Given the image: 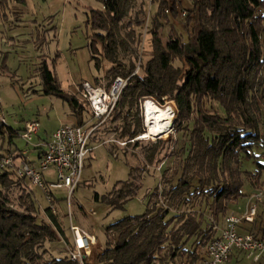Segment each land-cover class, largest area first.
Returning a JSON list of instances; mask_svg holds the SVG:
<instances>
[{
	"label": "trees",
	"instance_id": "obj_1",
	"mask_svg": "<svg viewBox=\"0 0 264 264\" xmlns=\"http://www.w3.org/2000/svg\"><path fill=\"white\" fill-rule=\"evenodd\" d=\"M97 1L102 9L88 13L92 31L88 47L97 61L96 68L101 70L99 56L104 54L111 61L110 54L119 41L117 26L124 2ZM190 1L186 27L180 30L166 16L169 1L160 0L149 31V50L142 52L139 72L112 116L115 122H125L120 139L138 145L136 139L145 129L142 124L133 129L126 110L130 113L148 99L164 106L163 99L171 95L179 114L175 128L187 138L181 175L165 193L168 207L156 205L143 216L126 217L107 229V248L98 257V264H199L206 256L205 245L216 236L215 228H224L231 206L247 197L243 192L246 184L254 194L264 189V133L255 107V81L264 66V0ZM171 13H176V5ZM161 15L165 23L160 21ZM166 28L164 43L162 32ZM136 70L133 67L126 77ZM106 74L113 82L122 74L121 65L113 62ZM42 76L46 94L70 106L75 125L84 126L93 119L89 104L79 95L64 91L48 66L42 68ZM101 83L99 78L91 82L95 87ZM20 132L0 120V140L9 135L12 141L21 137ZM95 137L92 140L97 142ZM1 150V157L18 158L17 151L5 153L3 146ZM245 160L258 166L255 173L243 169ZM132 171L127 182L119 183L104 197L113 209L123 208L136 195ZM18 183L25 182L14 173L0 170V264H77L69 257L46 261L38 253L43 235L60 240L65 230L53 208L46 210L48 223L39 222L34 201L21 205L24 212L14 210L5 190ZM153 196H159L158 188ZM96 199L100 200L99 196ZM248 231L264 242V202L258 204Z\"/></svg>",
	"mask_w": 264,
	"mask_h": 264
},
{
	"label": "rangeland",
	"instance_id": "obj_2",
	"mask_svg": "<svg viewBox=\"0 0 264 264\" xmlns=\"http://www.w3.org/2000/svg\"><path fill=\"white\" fill-rule=\"evenodd\" d=\"M168 1L170 13L166 16L171 18L178 29H184L187 24L184 13L192 9L191 1ZM123 2V13L117 26L119 41L110 54L111 61L106 59L104 54L99 56L102 66L101 70H98L97 61L93 59L88 47L92 36L88 26V13L92 9L101 10L100 2L0 0V120H4L9 128L19 132L27 123L38 122L40 125L39 133L33 136L32 141L28 142L22 136L11 141L7 135L4 140H0V150L3 146L4 150L26 152L28 159L33 161L38 157L37 147L46 148L54 132L62 126L76 124L70 106L63 100L46 94L42 76L44 66H48L64 91L79 95L84 81L91 83L99 78L102 80L101 86H109L112 80L107 78L106 73L113 66V62L121 65V77L128 76L133 67L137 69L142 64V52L149 50V31L160 0ZM174 5L175 14L171 13ZM160 19L165 23L164 16L161 15ZM168 30L169 28H166L162 32L164 43L167 42ZM255 83L256 117L260 130L264 133V66ZM170 96L163 99L164 106L157 105L161 108H174L177 117L172 132H164L158 135L161 136L159 138H146L139 140L138 145L131 142L123 146L120 135L125 122H115L112 117L99 128L95 133V140L101 143L93 140L90 143L92 152L85 163L82 184L77 188L71 203L72 217L69 211V194L65 189L53 191V202L46 198L42 190L32 188L26 183L14 184L5 190L13 201L12 208L16 211L24 212L21 205L34 201L39 222L48 223L46 210L49 208H53L56 216L58 215L65 235H60V240L48 234L42 236V247L37 251L46 261L67 258L74 250L71 222L96 238V245L92 247L87 263L98 264V257L107 248L108 228L126 217L143 216L156 205H170L165 193L177 183L181 175L183 147L187 143L184 134L175 128L179 114ZM146 101H142L130 113L126 110L125 115L128 116V123L133 129L142 124L145 129L143 134L147 135L144 111ZM261 162L264 163V156ZM131 168L132 181L138 187L136 195L129 199L123 208L113 209L104 201V197L119 183L130 179ZM243 169L255 173L258 166L253 161L245 160ZM157 188L158 197L153 196ZM118 189H121V186ZM243 192L245 196L254 193L248 184ZM96 196H99L100 200H97ZM246 200L247 197L241 198L238 203L244 206ZM172 207V212L175 213L177 204L174 203ZM237 209L235 204L231 206L230 212H236ZM218 226L220 230L223 229V225ZM115 239L113 237V240ZM206 247L205 245L204 250ZM227 264L257 263L244 257L239 262L234 260ZM261 264H264V259Z\"/></svg>",
	"mask_w": 264,
	"mask_h": 264
},
{
	"label": "built area",
	"instance_id": "obj_3",
	"mask_svg": "<svg viewBox=\"0 0 264 264\" xmlns=\"http://www.w3.org/2000/svg\"><path fill=\"white\" fill-rule=\"evenodd\" d=\"M138 72L139 67L129 77L119 76L107 87H95L90 82L84 81L81 84L79 96L89 104L93 113L92 121L84 126L74 124L59 128L52 134L46 150L42 152L36 164L11 156H0V170L14 173L18 179L23 180L30 187L42 190L51 202H53V191L67 190L71 216L72 199L81 185L85 163L92 152L90 143L99 128L112 118L124 91ZM149 102L158 104L156 100L148 99L144 105L145 117L146 105ZM3 122L6 124L4 120ZM39 130L38 122L27 123L21 136L30 142ZM145 136L146 134H143L138 140H146ZM121 144L127 145V143ZM51 172L55 174L54 180H48L46 177ZM263 202L264 189L249 198L243 213L229 215L222 230L216 227V236L207 245L205 259L199 264H226L235 252L242 253L245 258L255 263L264 259V242L256 239L246 229L254 223L257 206ZM70 230L73 235L74 250L70 252L69 259L73 263L86 264L91 257L92 247L96 245V238L74 225L73 222H71Z\"/></svg>",
	"mask_w": 264,
	"mask_h": 264
},
{
	"label": "bare ground",
	"instance_id": "obj_4",
	"mask_svg": "<svg viewBox=\"0 0 264 264\" xmlns=\"http://www.w3.org/2000/svg\"><path fill=\"white\" fill-rule=\"evenodd\" d=\"M146 111L148 132L145 139L153 138L167 131H172L173 124L177 117L174 108H161L149 102L146 106Z\"/></svg>",
	"mask_w": 264,
	"mask_h": 264
},
{
	"label": "crops",
	"instance_id": "obj_5",
	"mask_svg": "<svg viewBox=\"0 0 264 264\" xmlns=\"http://www.w3.org/2000/svg\"><path fill=\"white\" fill-rule=\"evenodd\" d=\"M24 130V129H23ZM22 130V131H23ZM15 131V130H14ZM21 131V132H22ZM20 132V133H21ZM37 149H38V157H37V159H35V160H33V161H30L29 159H28V155H27V153L26 152H16V154H15V157H18L19 159H21V160H24V161H27V162H30V163H33V164H36V163H38V160H39V157H40V155L42 154V152H44L45 150H46V148H41V147H37ZM9 151L10 152H14L13 150H10V149H8V150H5V153H9ZM46 177L48 178V180H52V179H54V177H55V174H54V172H51V173H49L48 175H46ZM254 194V193H253ZM252 194V195H253ZM252 195H249V196H247V200H246V203L244 204V206L243 205H241L240 203H238L237 202V210H236V212H232L231 214H240V213H243L245 210H246V207H247V203H248V200H249V198L252 196ZM245 256L242 254V253H240V252H235L234 253V255H233V257H232V259L229 261V262H232V261H234V260H236L237 262H239L241 259H243ZM263 260V259H262ZM262 263V261L259 263V264H261Z\"/></svg>",
	"mask_w": 264,
	"mask_h": 264
}]
</instances>
